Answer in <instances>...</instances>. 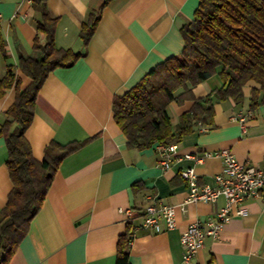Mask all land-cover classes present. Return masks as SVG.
<instances>
[{
  "label": "crops",
  "instance_id": "0c3cea01",
  "mask_svg": "<svg viewBox=\"0 0 264 264\" xmlns=\"http://www.w3.org/2000/svg\"><path fill=\"white\" fill-rule=\"evenodd\" d=\"M199 0H45L54 24V44L82 55L67 67L48 73L35 98L34 116L25 130L37 160L51 142H83L60 162L39 212L6 264H116L120 237L129 224L132 238L127 264H264V201L256 197L234 207L216 237L206 236L189 260L183 258L180 236L196 219L214 218L224 202L195 200L183 204L188 188L179 172L191 166L199 185H214L222 170L219 152L229 149L239 161L264 165V103L249 108V80L244 99L213 98V125L194 130L174 142L175 154L163 168L158 143L128 148L113 117L112 99L134 86L157 64L182 51L180 28L193 18ZM100 9V11H99ZM99 20L87 43L79 36L91 12ZM39 10L32 0H0V31L6 57L0 52V77L12 65L21 88L30 82L19 58L40 52L33 48ZM213 74L192 88L195 98L221 86ZM262 92H260V95ZM15 98L11 87L0 96V125ZM193 105L191 98L172 101L168 112L178 116ZM250 110L251 114H247ZM241 113L244 119L236 115ZM185 155L202 157L196 162ZM7 148L0 136V209L12 183L5 161ZM175 206V226L161 232L136 228L137 216L155 201ZM129 211L131 215L129 216Z\"/></svg>",
  "mask_w": 264,
  "mask_h": 264
},
{
  "label": "trees",
  "instance_id": "16d2710c",
  "mask_svg": "<svg viewBox=\"0 0 264 264\" xmlns=\"http://www.w3.org/2000/svg\"><path fill=\"white\" fill-rule=\"evenodd\" d=\"M32 6L40 12L36 30L44 43L35 38L33 48L40 55L19 58L20 69L30 82L21 88L12 65H7L0 77V96L15 88L14 101L0 125V136L7 148L5 165L12 183L0 209V264L9 261L27 234L60 162L83 144L51 141L44 148L43 159L37 160L24 135L34 116L35 98L48 73L56 67L72 65L82 55L55 46L56 18L46 11L45 0H32ZM99 11L91 12L81 25L83 46L95 29ZM180 34L184 44L180 53L157 64L129 90L112 99L113 117L128 148L168 145L192 132L197 124L212 126L213 98L240 104L244 99L242 87L249 80L260 85L251 89L249 108L254 110L264 103V0H199L193 18L180 28ZM0 52L7 56L1 31ZM213 74L218 75L221 86L195 98L192 88ZM188 98L193 105L173 123L169 104ZM132 234L129 224L118 243L116 264H127Z\"/></svg>",
  "mask_w": 264,
  "mask_h": 264
},
{
  "label": "built area",
  "instance_id": "2783aa9c",
  "mask_svg": "<svg viewBox=\"0 0 264 264\" xmlns=\"http://www.w3.org/2000/svg\"><path fill=\"white\" fill-rule=\"evenodd\" d=\"M247 114H251L248 110ZM239 120L244 119V115L238 113ZM202 128V125H199ZM159 149L164 155L161 161L163 168L169 166L170 157L175 154L176 146L171 143L159 145ZM222 158V170L214 175V185H199L197 175L191 166L184 167L179 174L185 181L188 194L183 203L195 200L215 201L219 196H224V204L215 212L214 218L206 220L196 219L192 222L180 236L183 246V258L189 260L195 256L199 248L202 247L206 236L216 237L222 225L226 223L232 215H241L243 208H237L244 200L260 197L264 201V165L259 167L248 161H239L229 149H222L219 152ZM193 158L196 162L202 157L185 155ZM129 216L131 212L129 211ZM175 226V206L155 201L147 204L142 213L137 216L136 228L150 229L152 232H161Z\"/></svg>",
  "mask_w": 264,
  "mask_h": 264
}]
</instances>
